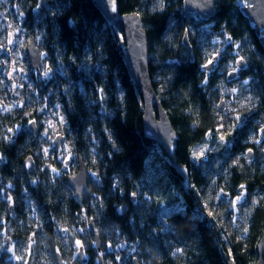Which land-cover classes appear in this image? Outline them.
Instances as JSON below:
<instances>
[{
    "label": "trees",
    "instance_id": "16d2710c",
    "mask_svg": "<svg viewBox=\"0 0 264 264\" xmlns=\"http://www.w3.org/2000/svg\"><path fill=\"white\" fill-rule=\"evenodd\" d=\"M183 1L117 0V6L142 19L149 76L177 132L174 158L188 167L189 188L144 134L143 101L124 59L123 30L108 23L94 0H0V10L17 20L27 45L35 39L49 67L45 78L32 76L25 105L0 110V215H14L10 232L35 234L36 264L55 262L56 251L71 264L258 261L264 47L238 0H215L209 18L183 15ZM25 60L30 72L28 55ZM234 70L237 76L228 79ZM222 98L229 105L219 109ZM43 106L62 114L56 129L70 146L68 163L42 134ZM29 155L35 165L28 171L23 161ZM80 161L90 172L81 201L67 183ZM242 192L235 209L231 199Z\"/></svg>",
    "mask_w": 264,
    "mask_h": 264
},
{
    "label": "water",
    "instance_id": "95a60500",
    "mask_svg": "<svg viewBox=\"0 0 264 264\" xmlns=\"http://www.w3.org/2000/svg\"><path fill=\"white\" fill-rule=\"evenodd\" d=\"M103 13L108 23L117 24L123 30L124 42L126 44L124 59L131 79L135 82L143 101V130L146 136L154 139L162 148L164 153L171 159L176 170L182 177L186 188L190 187V178L188 167L176 161L174 151L177 141V132L173 128L171 120L158 99L156 92L151 83L149 76V53L146 31L143 27L142 19L137 12L120 13L117 0H94ZM244 3L241 10L248 17L249 21L256 29V33L260 37V42L264 47V0H238ZM215 12V0H184L181 13L187 15L189 13H197L202 18H209ZM185 44L191 48L187 34L184 36ZM27 54L30 60L31 68L40 72L43 67V57L40 49L36 45L34 38L27 45ZM214 62L212 61L205 67L210 70ZM243 65V62H241ZM237 76L234 70L228 75V79ZM226 100L221 99L218 105L219 109H223ZM33 131H36V122L30 123ZM64 141V135L58 134L54 138V145L60 148ZM251 151L248 156L251 157ZM2 157H0V163ZM26 170H31L35 161L31 155L27 156L23 161ZM68 185L73 189L75 196L81 201L88 189V172L83 162L80 161L79 170L67 178ZM241 190V187L240 189ZM91 228L95 233L96 244L100 249L99 234L91 222ZM258 261L254 264H264V237L258 244ZM83 255V247L80 248L79 256ZM62 263V259H58ZM231 264V263H229Z\"/></svg>",
    "mask_w": 264,
    "mask_h": 264
},
{
    "label": "rangeland",
    "instance_id": "374dc122",
    "mask_svg": "<svg viewBox=\"0 0 264 264\" xmlns=\"http://www.w3.org/2000/svg\"><path fill=\"white\" fill-rule=\"evenodd\" d=\"M242 5H244V3H242ZM25 53L26 55H28L27 43H25L24 41V36H22V32L20 26L17 24V20L11 22L5 12L0 10V110L4 112L9 109H13L14 107H20L22 105H25V92L27 91V89H32L35 84V81L32 79V76L37 78V76L40 75L41 77L45 78L46 70H49L47 64H44L45 67H43L40 72H37L34 69L31 70L32 73L31 71L28 72L25 67ZM10 79L12 81H10ZM233 89L235 88H230L231 91H233ZM222 99L226 100V98ZM227 104L229 105L228 101H226L225 106H227ZM43 107L44 112L42 114V121H44L45 125L42 134L43 136H50L47 139L53 141L54 143L55 136H57L59 133L62 134L56 128L59 126V123H61V121L63 120V117L62 114H58L59 111L57 109H49L46 111L45 106ZM21 127L22 125L18 124L15 127L10 128L9 131H11L10 133L13 134V132L16 133ZM61 146L59 156L63 159L64 162L68 163L69 159L72 156L70 152V146L66 141H63ZM46 153H48V150H46ZM3 193L5 194L4 191ZM239 195H242L241 200L236 201V197L231 199L233 205L235 206V209L236 205H238L244 199L245 193L242 192ZM124 244L125 243L122 244V247L126 246V248H128L127 245ZM125 251L127 253H130L132 249L128 248ZM82 257H84V255H82Z\"/></svg>",
    "mask_w": 264,
    "mask_h": 264
},
{
    "label": "flooded vegetation",
    "instance_id": "af4514ba",
    "mask_svg": "<svg viewBox=\"0 0 264 264\" xmlns=\"http://www.w3.org/2000/svg\"><path fill=\"white\" fill-rule=\"evenodd\" d=\"M10 81L12 80L10 79ZM242 190L243 189H241L240 191ZM13 217L14 215H0V264H5L6 262H9V264H36L35 255L38 249V240L36 239L34 233H30L27 237H23L21 231H19V233L17 231L10 232ZM92 221L93 220H90L89 228L95 236V233L91 228ZM80 248L81 246L79 247V249ZM79 252L80 250L77 253L78 257H80ZM59 257L60 259H62V263H60V261L58 260ZM55 258L56 261H52L51 264H71L63 259L58 251H56Z\"/></svg>",
    "mask_w": 264,
    "mask_h": 264
},
{
    "label": "snow or ice",
    "instance_id": "6c2138e0",
    "mask_svg": "<svg viewBox=\"0 0 264 264\" xmlns=\"http://www.w3.org/2000/svg\"><path fill=\"white\" fill-rule=\"evenodd\" d=\"M209 63H211V61H209ZM204 67H207V65H205ZM245 83H247V82H245ZM233 91H235V89H233ZM201 155H202V153H201ZM240 187H241V189L244 188L243 185H241ZM241 199H242V195H237V196H236V201H239V200H241ZM76 244H77L78 246H81V247H82L81 242H80L79 240L76 241Z\"/></svg>",
    "mask_w": 264,
    "mask_h": 264
},
{
    "label": "bare ground",
    "instance_id": "6f19581e",
    "mask_svg": "<svg viewBox=\"0 0 264 264\" xmlns=\"http://www.w3.org/2000/svg\"><path fill=\"white\" fill-rule=\"evenodd\" d=\"M130 77H131V76H130ZM134 83H135V82H134ZM137 88H138V87H137ZM138 90H139V89H138ZM33 120L36 122L35 119H31V118H30V119L28 120V123H31ZM251 153H252V152H251ZM86 169H87V168H86ZM87 172H88V170H87ZM88 173H90V172H88ZM189 178H190V176H189Z\"/></svg>",
    "mask_w": 264,
    "mask_h": 264
}]
</instances>
